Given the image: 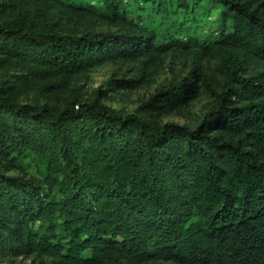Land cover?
Here are the masks:
<instances>
[{
    "label": "trees",
    "instance_id": "16d2710c",
    "mask_svg": "<svg viewBox=\"0 0 264 264\" xmlns=\"http://www.w3.org/2000/svg\"><path fill=\"white\" fill-rule=\"evenodd\" d=\"M216 7L199 38L190 24ZM169 53L190 70L134 112L73 90L93 68L152 70ZM205 95L192 124L163 121ZM0 256L264 264V0H0Z\"/></svg>",
    "mask_w": 264,
    "mask_h": 264
},
{
    "label": "rangeland",
    "instance_id": "374dc122",
    "mask_svg": "<svg viewBox=\"0 0 264 264\" xmlns=\"http://www.w3.org/2000/svg\"><path fill=\"white\" fill-rule=\"evenodd\" d=\"M220 7L211 8L209 14L199 13L200 21L192 22L190 27L192 30L196 28L195 34L199 38L209 35L218 26V14ZM106 29V28H104ZM192 56L187 54H172L161 58L156 69L144 70L140 61L119 60L116 63H110L102 67L93 68L90 71L79 75L75 78L72 87L84 100L94 96V92L101 88L107 92V97L102 102L124 112H134L142 105L156 90L167 87L178 76L186 74L192 66ZM205 70L209 77L216 82V90L221 91L224 83V77L218 69V61L211 60L204 62ZM143 79V83L137 89L118 88L116 92L109 91L112 86L110 82ZM23 102L32 104H44L46 102L56 103L55 100L45 99L40 94H31L21 98ZM209 96H203L190 106L191 115L176 116L170 115L163 118L165 122H174L181 125H190L193 123L195 114H200L206 109L210 102ZM47 260L40 257H2L0 256V264H47ZM169 264V263H163Z\"/></svg>",
    "mask_w": 264,
    "mask_h": 264
}]
</instances>
